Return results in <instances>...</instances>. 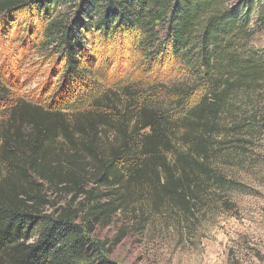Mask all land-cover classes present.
I'll use <instances>...</instances> for the list:
<instances>
[{"label": "trees", "instance_id": "obj_1", "mask_svg": "<svg viewBox=\"0 0 264 264\" xmlns=\"http://www.w3.org/2000/svg\"><path fill=\"white\" fill-rule=\"evenodd\" d=\"M22 14L31 34L40 20L41 47L65 61L64 87L87 83L88 47L99 38L118 40L150 68L179 66L192 85L172 93L183 103L179 119L146 103L108 141L104 116L80 113L67 126L65 113L22 99L10 107L18 81L0 67V264H113L93 236L132 205L142 230L164 212L180 223L211 203L235 209L229 193L238 184L220 162L246 161L264 135V47L253 44L264 34V0H0L2 36ZM195 91L202 95L188 106ZM47 191L81 202L47 213Z\"/></svg>", "mask_w": 264, "mask_h": 264}, {"label": "rangeland", "instance_id": "obj_2", "mask_svg": "<svg viewBox=\"0 0 264 264\" xmlns=\"http://www.w3.org/2000/svg\"><path fill=\"white\" fill-rule=\"evenodd\" d=\"M231 1L237 0H228ZM33 24L31 34L28 15L22 14L11 26L8 37L0 33V67L4 66V74L8 75L11 67L18 81L12 89L10 107L22 99L50 114L65 113L67 126L84 118L78 117L83 113L104 116L109 123L102 132L110 134L108 141L117 134L115 126L127 116L135 119L146 103L167 109L175 120L184 114L183 106H179L183 103H178L172 93L192 82L179 66L150 68V62L142 55L124 52L118 40L107 43L99 38L88 47L93 58L84 64L89 70L87 83L80 81L64 87L66 63L52 49L41 47L40 20L36 18ZM253 44L263 48L264 34H257ZM90 83L94 84L92 89H79ZM201 95L202 91H195L188 106L196 104ZM73 98L78 103H73ZM106 98L112 100L109 107L103 103ZM98 99H102L101 107L94 105ZM129 106L132 108L127 109ZM56 116L52 118L57 119ZM248 148L246 161L236 160V156L232 159L231 154L228 161L220 162L222 171L238 184L229 193L234 210L226 211L221 204L211 203L199 220L181 219L180 223L178 216L164 212L165 216L153 217L142 230L135 217L137 207L132 205L109 225L97 226L94 239L105 245L107 258L113 264H264V135ZM47 194L51 202L47 213L71 202L76 207L81 202L75 194Z\"/></svg>", "mask_w": 264, "mask_h": 264}]
</instances>
